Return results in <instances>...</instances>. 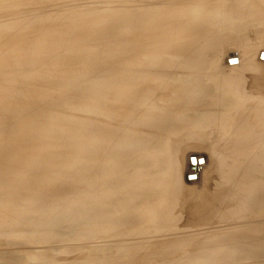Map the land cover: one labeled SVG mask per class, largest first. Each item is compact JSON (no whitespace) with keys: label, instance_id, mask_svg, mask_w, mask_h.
<instances>
[{"label":"rangeland","instance_id":"1","mask_svg":"<svg viewBox=\"0 0 264 264\" xmlns=\"http://www.w3.org/2000/svg\"><path fill=\"white\" fill-rule=\"evenodd\" d=\"M242 2L252 15L233 14ZM199 4L0 0V214L37 230L33 251L49 256L41 264H146L138 247L155 248L160 238L165 264H218L216 250L239 241L249 247L226 264H264L259 240L249 239L261 235L244 232L237 212L247 198L264 202V144L250 135L263 132L251 102L264 93L221 88L196 106L180 93L185 60L221 59L226 75L244 58L264 64V3L205 0L190 29ZM218 5L231 9L219 25L211 16ZM205 71L195 76L210 80ZM258 79L264 83V69ZM99 92L111 109L97 105ZM243 108L251 111L245 125ZM257 154L256 176L237 177L242 160ZM190 164L199 172L186 175ZM125 218L137 226L112 239L132 244L125 254L102 252L110 242L86 234V226L97 232ZM146 219L163 235L158 225L144 228Z\"/></svg>","mask_w":264,"mask_h":264},{"label":"bare ground","instance_id":"2","mask_svg":"<svg viewBox=\"0 0 264 264\" xmlns=\"http://www.w3.org/2000/svg\"><path fill=\"white\" fill-rule=\"evenodd\" d=\"M199 1H200V4H199L200 6H198L197 9L195 10V12L192 14L193 15L192 16L193 17V19H192L193 23H191V25L189 26L190 29H191L192 25H194L197 22V20L201 16L204 15L203 11H205V10H203L204 9V5L203 4L205 3V0H199ZM261 2L264 3V0H261ZM221 4L224 5V3H221ZM202 5H203V7H201ZM218 6H220V5H218ZM226 6H228V5H226ZM230 10L231 9H229V8H225V7H221L220 6V7H218V9L215 12L211 13V16L216 17V23L219 25V23L220 24L224 23V21H226V19L229 17L228 12L230 13ZM262 10H263V8H262ZM253 13H254L253 7L250 6L249 4H243V2H242L241 7L237 6V7H235L233 9V14L237 15L236 17L241 16V15L248 16V15H252ZM100 30H101V28H100ZM203 36H205V35H203ZM195 40H197V39H195ZM203 41L204 40H202V42ZM212 42L208 39V40L205 41L204 44H211ZM215 42H216V40H215ZM217 42L220 43V40L217 41ZM212 48H215V47H212ZM200 50H201V47H200ZM205 50H207V49H205ZM185 61H186L185 63L183 62L184 63L183 64L184 69L189 67L190 70L187 69L189 71L188 75H186V78H185V80H183V83L180 82L181 83L180 89L182 87L180 93L182 95L181 97L184 100V102L186 103L188 101L190 103L189 105H191V106H196L200 102L202 104L205 103L208 99H210L211 95L209 97V94L213 90L214 91L215 90L218 91L221 88L222 89L224 88L223 90H225V91L226 90H231V92H232V91H237L240 88H241L240 90H243V91L245 90L246 91V89L248 87H250L252 89H251L250 92H248L249 94L250 93H261V92L264 93V88H263V86H261V82L263 83V81L258 79V78H260V75L263 73V69H264V64L262 63L261 60H258V62H256L252 58L241 59L240 61H238L235 64V65H237L235 71H233L230 74H227L229 76H227L226 73L224 74V73L220 72V70H221L220 68L223 66L222 65L223 61L221 59L220 60H212V59L207 58V60H202V58H201L200 60H198V58H195V59H192L191 61L190 60L189 61L185 60ZM208 69H211V71L214 70L212 72V75H211V71H210V73L205 71L206 72L205 77L211 78L210 80H207L206 78H204V79L202 78L201 79V77H199V78L196 77L197 76V71L200 72V71L208 70ZM242 70H243V73H242ZM248 75L251 76L250 79H249ZM198 76H200V75H198ZM258 80H260V82H258ZM134 88H135V86H134ZM231 92H229V94ZM239 92H241V91H239ZM225 94H224V96H225ZM227 94H226V96H227ZM105 95L106 94L100 93V92L96 95L97 96V105L102 107V108L111 109L110 107H112L111 106L112 104L110 103L109 99ZM220 95H221V93L219 94V96ZM179 98H180V96H179ZM237 99H238V97H237ZM261 99L257 98V99H255V102H251V104H254L255 106H257L255 109H253L251 111L253 112V115L255 113L259 114V115H254V117H255L254 120L258 122V125H259L258 127H260V125L262 126L263 122H264V110L262 109L263 106H264V101H263V99L262 100ZM180 100H181V98H180ZM180 100H179V102H180ZM182 102H180V103L182 104ZM89 106L93 107V105H89ZM94 106H96V105H94ZM88 107H86V108H88ZM86 108H85V110H86ZM244 110H245V113H243L242 116H240L241 118H239V119H241L240 121H242V123L245 125V122H246L245 115H246L247 111H248V113L251 112V111H249L247 108H243V111ZM224 118L225 119H221L224 122L227 121L229 123V122L232 121L231 118L228 117V116H225ZM211 120L214 121L215 118H213ZM213 121H212V123H213ZM215 122H216V120L214 121V124H216ZM212 123L210 125H212ZM231 123H233V122H231ZM235 123H239V122H236V120H235ZM260 130H261V127L260 128H254V129H252L250 131V135L257 137L258 140L260 141V142L258 141V143L264 144V129H263V127H262V131L263 132H260ZM243 131H244V129H243ZM239 136H238V138H239ZM238 138H237V140L235 139L236 142L238 141V146L234 145L235 146L234 148L241 147V146H239V143L241 145V141L239 142V140H241V138L240 139H238ZM229 143H232V140ZM238 154H243V153L240 152ZM244 160L245 159H243L242 162H241L240 170L235 173L236 176L237 177L239 175L246 176L245 174H247V175L250 174V175L256 176L257 172H255V171H256L257 168H259V165L261 164V161L256 166H253V165L255 163H257V160H263L261 155L257 154L254 157L253 161H244ZM263 162H264V160H263ZM248 163H250L251 165L248 164ZM191 166H192V164H190V166H189L190 169L192 168L191 169L192 171L190 170L189 173L186 174V175L195 174V173L199 172V171H197L198 169H200L199 166H195V167H191ZM235 168H236V166H235ZM261 176L262 177L260 179L263 181L264 180V175H261ZM233 177H235V176L233 175ZM235 181H237V179H235ZM262 191H264V188H263ZM241 209H243V208H241ZM241 209L237 211V212L240 211V213H241V214L239 213V215H240L239 218L240 219L243 218V220H244L240 224L241 229L245 230L244 232H247L248 234H251V235H257V236L261 235L260 237H256V238H249V237L248 238L251 239V241H255L256 239H258L259 241L257 240L258 241L257 242V247L259 246L260 248H257V247H255V248L264 251V244H263V241H264V202L261 199L259 200V196L258 197L254 196V197H251V198H247L246 199L245 209L243 211ZM244 212L247 213V215ZM245 218H247V220ZM24 220L25 219L17 218L16 220L13 219L11 221L10 220L6 221L4 218H2V216L0 214V264H41L42 262L44 263V262L49 260L48 259L49 256L48 257H42L43 255H41V256L39 255L40 251L37 252L38 254L35 253L36 251L35 252L33 251L34 250L33 248L36 247L34 242L37 239L36 235H38V232L35 229H30L29 230L28 229V225L29 224H25ZM119 220H121V221L118 222V220L115 219V220H108L106 222H103V224L98 226L99 231H97V232L96 231L92 232L93 231V227H96L95 225L86 226V228H88L89 230H90V228L92 229V231H88V229H87L86 234L88 236H94L96 238H101V239H103V242H106V240L108 242H110V244L108 246H106V248L104 250L102 248H100V249H102L101 251L104 252V253L106 251H109L111 248L115 247V248H117L119 250L118 252L120 254L122 252H123V254H125V252H126L125 250H127V249L132 247V244H125L124 245L123 242H118V243L115 242L114 243L112 241V239L118 240L119 236L117 237V234L126 231L127 229H129L130 226H132V227L133 226H137V224L136 225L133 224V223H135V221L131 222V221L127 220L126 218L125 219H119ZM142 223H146L143 226L144 228H146V226H153V227L155 226V228L158 227V226H159L158 228L161 227L160 224H157V223L155 224L153 222H149L148 220L144 221V222L142 220ZM53 226L56 227L57 224L54 223V225H50L48 227H52L53 228ZM24 228H26V230H28V231H25ZM144 228L138 227L139 233H140V231H143ZM53 229H55V228H53ZM94 230H95V228H94ZM124 233H127V232H124ZM163 233H164V230L161 227V233L159 235L162 236ZM159 240H158L159 242L154 243V247L155 248H152L153 244H151L150 246H145V247L139 246L138 247V249L146 251L145 252L146 253V256H145L146 257V264H165V259H164V256H163L164 255V248L162 246L163 245L162 238H160ZM8 241H10V243ZM20 241H21L22 244L24 243L26 245L25 247L23 245L22 249L18 248V251H17V249L10 250V249L6 248V247L12 248V247H14V245H17L18 243L20 244ZM7 242H8L9 245H7ZM239 242H242V243H234V244H231V245L229 244L228 247L225 250H218V251L216 250V252H219V253H217V255H216L217 257L215 258L214 262H217L218 264H221V263L226 264V263H228L229 259L234 257V255L240 254V252H241L240 249L242 248L241 245H244L247 242H243V241H239ZM33 244H34V247H32ZM18 245L15 246V247H18ZM246 245L248 246V243ZM254 246H256V244ZM251 249H253V247ZM243 250H245V246H244ZM245 261L247 262V260H245Z\"/></svg>","mask_w":264,"mask_h":264}]
</instances>
